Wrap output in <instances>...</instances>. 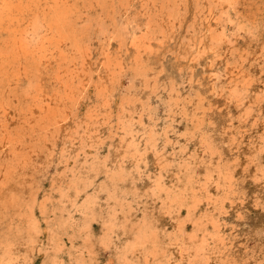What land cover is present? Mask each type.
<instances>
[{"label": "rangeland", "instance_id": "1", "mask_svg": "<svg viewBox=\"0 0 264 264\" xmlns=\"http://www.w3.org/2000/svg\"><path fill=\"white\" fill-rule=\"evenodd\" d=\"M71 3L63 45H78L67 65L70 73L89 67L85 88L40 117L37 97H64L57 77L64 61L54 55L47 68L29 57L0 76V264H264V0ZM208 17L222 55L192 71L177 59ZM149 34L154 51L171 37L155 60L144 57L146 79L111 86L108 57L130 73L134 41ZM42 35L30 31L29 43ZM168 98L179 101L165 115ZM103 100L111 105L106 122ZM94 113L98 123L90 127ZM88 128L108 142L100 144V160L113 144L134 176L125 182L137 193L115 219L105 194L92 215L78 210L84 200L75 204L93 189L76 177L74 159H85L80 133L72 148L65 133ZM132 155L137 162L127 166Z\"/></svg>", "mask_w": 264, "mask_h": 264}, {"label": "bare ground", "instance_id": "2", "mask_svg": "<svg viewBox=\"0 0 264 264\" xmlns=\"http://www.w3.org/2000/svg\"><path fill=\"white\" fill-rule=\"evenodd\" d=\"M72 1L73 0H0V76L3 74L6 75V73H4V72H5V70L8 71V66L13 65V63H15V62H17V64H19L18 61H21L22 59H26L29 57L33 58L32 60L35 63H37L38 65L50 68L51 64L53 63L52 57H54V55H55L56 60L64 61V64L66 65V69H64V67L61 71H59L57 69L58 81L65 86V87H63L64 89L65 88L67 89L65 91L64 97H62V98L57 97V98H55V100H54V98L47 99L46 97H44L43 99H41L40 97H37L35 102H34V108L37 110L36 114L39 113L40 117L50 115V113L53 111L52 107L53 106H59L60 101L63 104L65 99L67 101H69V98H71V99L74 98L75 94H77V92H78L76 90V87L85 88V85L83 84V82L85 81L84 78H85V76L87 77L89 74V72H88L89 67L87 65L84 66L85 69L80 68L81 71H79L80 70L79 68L77 70V68L75 66H74L75 68H73V71L71 73L68 70L67 64L70 63V59L72 57V54H73V56L76 54L75 50L78 47V45H77V47L74 46L73 49L68 51L63 45V43H67V40H68V36H67L68 34H65L63 32V29H65L64 27L67 24H69L71 14L74 11V7L72 6V3H71ZM209 10H210V8H209ZM26 12H27V14H26ZM143 14H144L143 17L140 16V14H139V16H140L139 18L143 19L145 22H147V20H145L147 18V16L145 15V13H143ZM148 17H150V16H148ZM24 18L28 19L27 22H22L24 20ZM135 20L137 21V19H135ZM150 23H151V21H150ZM156 23H157V21H156ZM156 23H151V24L155 25ZM158 23H160V22H158ZM161 23H162V25L161 24H159V25L162 27L164 22H162V20H161ZM212 25H213V21H211V19L208 17V19L205 22V25L201 28L199 27L200 31L194 32L196 34L193 33L190 35V37L188 38V44L183 47V49L181 51V55L178 56L177 61H179V63H181V61H185V64H187L190 68L194 67L192 69V71H194L195 68L198 66V64H200L202 61L206 62L207 64H210L212 61H214V59L219 58L222 55L220 42H219L220 37L219 38L217 37V35H216L217 33L215 34V29L213 28ZM30 31H34L35 33H39V35H40V33H43L42 39L41 40L39 39V43L37 44V42H36L37 45L32 46V44L29 43L28 35H29ZM164 32H166V30H164ZM1 34H3V36ZM167 35H168V39L164 40L162 42L161 47L156 48L155 51H154V49H155L154 48V42L152 41L155 38L152 37V34H149L148 38H146V39L145 38L143 39L142 37H138L134 41V46H135L134 47V50H135L134 54L135 55H134V57L132 56L131 58H135V59H133V60H135V63H134V68L131 70L130 73L124 72L125 68H124L123 64L121 66V64L117 62L118 61L117 57H112V56L108 57V60H109V69L108 70L110 72V75H111L110 79L112 81L111 86L119 87L120 83H122L121 80L123 78L131 79V82L135 83V84L138 81H144L146 79L147 75L149 74V69L144 62V60H145L144 57H149V58H152L153 60H155L159 54V51H161V48L162 49L165 48L167 42L169 41V39L171 37L170 34H167ZM34 39H35V37H34ZM74 42H75V40H74ZM108 46H111L110 42H108ZM60 61H59V63H61ZM118 64H120V67ZM238 74H239V70L234 73V76H238ZM77 80H78V82H77ZM232 80H233V78H232ZM101 90L106 92V87L101 88ZM193 90L198 92L197 93L198 95L201 94V93H199V89L197 87L193 88ZM99 95H103V94L100 93V91H99ZM178 98H176V99L175 98H173V99L172 98L162 99L163 102H165V104H166L165 115H170L171 112L173 113V107H171L170 104L172 103L171 102L172 100H174V101L178 100L179 101ZM53 100L56 102V104L53 103ZM104 100H105V98H104ZM109 102L108 103L105 101L103 102L102 107L104 109V116H102V118L104 119V122H106L109 119V111L111 112V110L109 109L111 106L109 104ZM128 102H129V100H128ZM188 103H189V101L186 102L187 105H188ZM122 104H123V102H122ZM201 104H202V102H201ZM185 107H187V106H185ZM134 109H133V111H134ZM125 110L127 111L126 108H125ZM136 112L137 111H135V115L137 114ZM97 116H98V114H96V113L92 114V117H91L92 120L87 123L90 127L96 126V123H98L97 122V120H98ZM153 117H155V113L150 118H153ZM47 118H49V117H47ZM159 118L162 119V116H159ZM118 119H120L119 113H118ZM50 121H52V120H50ZM4 123H6V122H4ZM127 123H128V121H127ZM46 124H48V123H46ZM104 127H105V129L108 130V127L110 129V124H106ZM132 127H133V125H132ZM2 128H4V126ZM5 128H6V126H5ZM129 129H132V128H129ZM90 131H91L90 128H88L85 130V132L82 129L81 130L79 129L78 131H74L75 133L72 131L65 133L66 138H68L67 141H68L69 147L73 146L72 136H74V134L78 135L80 133V137H81V139L79 138L80 147H81L80 150L84 153L85 159L84 160L81 159L80 156L76 157V158L73 157V158H75L74 159L75 160L74 166H76L78 169V171L76 172V177L78 180H81V182H84L85 184H87V187H92V189H93V190L86 189L85 192L79 194V198L75 201V204L79 205L80 203L83 202V201L81 202V200H84V203L78 208V210L83 214H91L92 215V213H97L95 208L99 204L100 195L105 194L106 201L110 205H113V211L111 214L113 215V217L115 219L116 216L119 217V214L122 215V212H123L122 206H120V205H124V203L122 201H127L129 199V196L133 192L137 193V190L133 187V184L125 182L129 177L131 179V182H134V180H133L134 176L131 174V168L130 167L128 170L124 169L127 167L126 166L123 167L122 159L118 155V152H116L117 150H116V148H114L113 144H109V146L107 147L106 158L104 160H100V151H101L100 150L101 149L100 144L102 142H104V144L107 143V145H108V142L104 141L103 138L99 139L98 133L97 134H90ZM101 133H102V135L105 134V130L101 131ZM91 135H95V137H93ZM6 145L7 144L5 143L4 146H6ZM70 148H72V147H70ZM94 148L96 150H98V151H96L97 154H93ZM63 150H64V152H66L65 147H63ZM132 151H133V149H132ZM136 162H137V156L132 155L131 158H129L127 166L128 165L134 166L136 164ZM158 164H159V166H161V160H159V159H158ZM191 170H192V168L190 167L189 171L186 173V178H188V179H191L190 175L193 173V172H191ZM228 177H230V176L228 175ZM101 178H102V182L98 183L97 180L101 179ZM72 182H74V181H72ZM160 185H161V183H158V187H161ZM167 191H169V190H167ZM33 197H35V196H33ZM226 198H224V199H226ZM64 209H66V208H64ZM188 211H189V209H188ZM71 218H74V216L71 215ZM211 220L212 219H210V221ZM212 222L214 223L213 220H212ZM190 234H191V232H190ZM145 236H147V235H145ZM135 238H137V237H135ZM189 238H192V235L191 236L189 235ZM125 242H127V241H125ZM135 242H137L136 239H135L134 243ZM202 243H203V241H202ZM131 244H132V242H131ZM130 247H132V246H130ZM196 248H198V246ZM203 250H205V249L203 248ZM62 251H63V249H62ZM195 251H196V249H195ZM46 258H47V256H46ZM54 260H55V258H54ZM5 261H6V259H5ZM5 261L3 260V262H5Z\"/></svg>", "mask_w": 264, "mask_h": 264}]
</instances>
